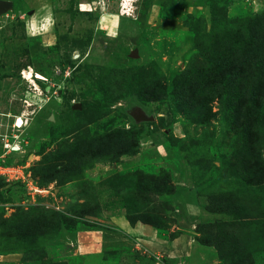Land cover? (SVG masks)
<instances>
[{
    "label": "rangeland",
    "instance_id": "rangeland-1",
    "mask_svg": "<svg viewBox=\"0 0 264 264\" xmlns=\"http://www.w3.org/2000/svg\"><path fill=\"white\" fill-rule=\"evenodd\" d=\"M10 1L0 264H264V0Z\"/></svg>",
    "mask_w": 264,
    "mask_h": 264
},
{
    "label": "bare ground",
    "instance_id": "bare-ground-1",
    "mask_svg": "<svg viewBox=\"0 0 264 264\" xmlns=\"http://www.w3.org/2000/svg\"><path fill=\"white\" fill-rule=\"evenodd\" d=\"M23 77L26 78L28 81L32 82L33 84L36 83L35 78H39V79L44 78L40 73L34 76V69H32V67L24 72ZM14 122H15L14 123L15 127L21 128L24 125V116L19 115L18 117H16ZM15 149H19V146L15 147Z\"/></svg>",
    "mask_w": 264,
    "mask_h": 264
},
{
    "label": "water",
    "instance_id": "water-1",
    "mask_svg": "<svg viewBox=\"0 0 264 264\" xmlns=\"http://www.w3.org/2000/svg\"><path fill=\"white\" fill-rule=\"evenodd\" d=\"M12 7V1L10 0H0V14L4 13L5 11H7V9ZM136 119L137 120H147L150 119L151 117H148L147 115H145V113L143 112H138L136 113Z\"/></svg>",
    "mask_w": 264,
    "mask_h": 264
},
{
    "label": "built area",
    "instance_id": "built-area-1",
    "mask_svg": "<svg viewBox=\"0 0 264 264\" xmlns=\"http://www.w3.org/2000/svg\"><path fill=\"white\" fill-rule=\"evenodd\" d=\"M0 136H1V134H0ZM2 137H5V135L4 136H2ZM5 139V138H4ZM3 146H4V148H11V149H15V147H16V144L15 143H13L12 145L10 144L9 145V143L7 142V140L5 139V141H4V144H3ZM30 188L32 189H34L35 191H37V192H43L44 191V189H39L38 187H33L32 185H31V183H30Z\"/></svg>",
    "mask_w": 264,
    "mask_h": 264
},
{
    "label": "crops",
    "instance_id": "crops-1",
    "mask_svg": "<svg viewBox=\"0 0 264 264\" xmlns=\"http://www.w3.org/2000/svg\"><path fill=\"white\" fill-rule=\"evenodd\" d=\"M0 126H3L2 124H0ZM2 134V133H1ZM2 140V135L0 136V141ZM5 141V139H3ZM4 141L2 143H0V146L1 148H3V144H4Z\"/></svg>",
    "mask_w": 264,
    "mask_h": 264
},
{
    "label": "clouds",
    "instance_id": "clouds-1",
    "mask_svg": "<svg viewBox=\"0 0 264 264\" xmlns=\"http://www.w3.org/2000/svg\"><path fill=\"white\" fill-rule=\"evenodd\" d=\"M44 26L47 27V25H44ZM31 27H34V22H33V25H30V29H31ZM33 34H35V33L33 32Z\"/></svg>",
    "mask_w": 264,
    "mask_h": 264
}]
</instances>
